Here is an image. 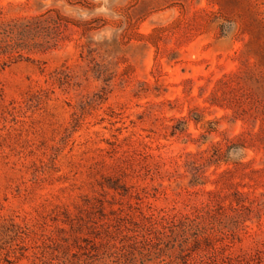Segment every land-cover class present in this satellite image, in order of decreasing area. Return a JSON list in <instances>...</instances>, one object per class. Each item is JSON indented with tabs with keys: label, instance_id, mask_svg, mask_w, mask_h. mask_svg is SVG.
Instances as JSON below:
<instances>
[{
	"label": "rangeland",
	"instance_id": "rangeland-1",
	"mask_svg": "<svg viewBox=\"0 0 264 264\" xmlns=\"http://www.w3.org/2000/svg\"><path fill=\"white\" fill-rule=\"evenodd\" d=\"M21 24L0 264H264V0H0Z\"/></svg>",
	"mask_w": 264,
	"mask_h": 264
},
{
	"label": "trees",
	"instance_id": "trees-1",
	"mask_svg": "<svg viewBox=\"0 0 264 264\" xmlns=\"http://www.w3.org/2000/svg\"><path fill=\"white\" fill-rule=\"evenodd\" d=\"M40 20V19H37ZM62 19H58V27L51 34L48 40L42 42V44H31L29 50H36L40 52L47 51L49 49L56 48L63 41H65L66 36L63 29H61ZM42 22V21H41ZM31 34V28L28 25H12L6 28H0V56L6 57L8 59H13L17 57H22L23 51L25 50V44H23V35ZM243 145H236L231 147L234 151H239L242 149Z\"/></svg>",
	"mask_w": 264,
	"mask_h": 264
}]
</instances>
